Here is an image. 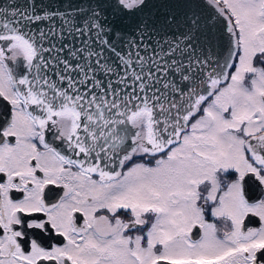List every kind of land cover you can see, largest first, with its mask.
<instances>
[{"label":"snow or ice","instance_id":"obj_1","mask_svg":"<svg viewBox=\"0 0 264 264\" xmlns=\"http://www.w3.org/2000/svg\"><path fill=\"white\" fill-rule=\"evenodd\" d=\"M0 264H264V0H0Z\"/></svg>","mask_w":264,"mask_h":264}]
</instances>
